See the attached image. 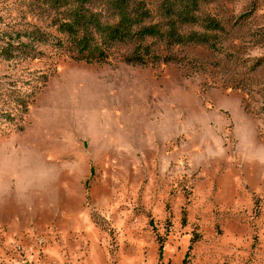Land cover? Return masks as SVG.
<instances>
[{"label": "rangeland", "instance_id": "374dc122", "mask_svg": "<svg viewBox=\"0 0 264 264\" xmlns=\"http://www.w3.org/2000/svg\"><path fill=\"white\" fill-rule=\"evenodd\" d=\"M0 264H264V0H0Z\"/></svg>", "mask_w": 264, "mask_h": 264}, {"label": "trees", "instance_id": "16d2710c", "mask_svg": "<svg viewBox=\"0 0 264 264\" xmlns=\"http://www.w3.org/2000/svg\"><path fill=\"white\" fill-rule=\"evenodd\" d=\"M126 29H125V33H123V35H121V33H120V29H116V30H111L110 31V34L112 35V37L113 38H118V37H120V36H123V37H125L126 35H129L130 33H131V31H130V29H129V26L128 27H125ZM70 30V32H72V29H69ZM146 32V31H145ZM86 40V39H85ZM85 40H83V41H77V46H78V48L80 49V50H83V46H82V44H83V42L85 41ZM86 42V41H85ZM100 54V53H99Z\"/></svg>", "mask_w": 264, "mask_h": 264}]
</instances>
